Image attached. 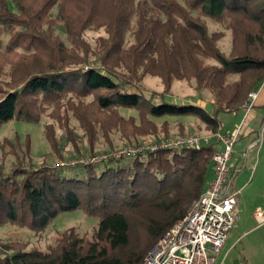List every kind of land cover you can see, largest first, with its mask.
Here are the masks:
<instances>
[{
  "label": "trees",
  "instance_id": "trees-1",
  "mask_svg": "<svg viewBox=\"0 0 264 264\" xmlns=\"http://www.w3.org/2000/svg\"><path fill=\"white\" fill-rule=\"evenodd\" d=\"M210 21L230 31L227 51ZM0 27L8 35H0V130L48 115L64 133L45 126L52 162L40 165L30 136L1 143L16 162L10 173L0 165V223L41 231L68 211L99 217L92 236L70 228L48 251L5 243L0 264H141L207 190L218 145L99 163L82 156L100 151V139L113 149V131L138 146L159 131L171 137L168 117H195L215 131L220 115L242 110L264 82V0H0ZM88 31L104 33L91 42ZM146 76L161 80L158 97L146 92ZM178 80L210 92L212 108L168 98Z\"/></svg>",
  "mask_w": 264,
  "mask_h": 264
},
{
  "label": "rangeland",
  "instance_id": "rangeland-1",
  "mask_svg": "<svg viewBox=\"0 0 264 264\" xmlns=\"http://www.w3.org/2000/svg\"><path fill=\"white\" fill-rule=\"evenodd\" d=\"M211 30L222 31L225 36L222 40V47L226 51L230 49V31L224 30L219 24L210 21ZM104 33L88 31L86 33L87 38L94 42L95 38ZM0 35L4 42L7 41L8 35L3 32V28L0 27ZM264 83V82H263ZM144 87L146 92L150 95L152 92L158 97L159 94L164 91L161 80L158 77L146 76L144 78ZM261 84L258 88H261ZM168 98L174 100V102L181 103H195L203 108L210 110L212 108L213 95L208 91L199 92L195 89L194 84L187 81H176L172 86L171 92ZM92 100L88 98L87 101ZM257 110L253 108L251 112ZM120 113L128 118H138V113L130 109H120ZM242 114V113H241ZM239 114V118L232 119L231 116L220 115L219 120L226 124L227 128L232 127L236 120L240 122L242 115ZM165 119H159L158 124L161 125ZM167 121L168 130L171 137L177 134H197L202 135L208 132L206 125L195 117L187 118H175L168 117ZM251 113L248 116L245 127H248L251 122ZM184 124V130H182L181 124ZM53 124L55 131L59 136H63V130L60 128L58 122L44 115L40 122H27L19 119H13L8 123H5L0 130V165L6 173H10L16 162L14 156L4 157L1 151V143L5 138L14 139L19 136L23 140L28 136L31 139V156L35 165L42 163L52 162L50 157L51 147L44 135L45 126ZM70 127L74 128L81 136V146H87V139L82 136L83 130L80 128L78 120L75 117L70 116ZM247 125V126H246ZM252 126V124H250ZM245 130V129H244ZM243 130V131H244ZM210 131V130H209ZM111 137L115 143L113 149H109L105 146L103 139L97 144V153L91 155L86 153L83 155L82 161H88L92 157L90 156H115L124 150L131 148L145 147L150 148L152 146H158L164 137L163 131H159L157 136H149L145 142L141 145H124V140L120 135L113 131ZM169 137V138H171ZM243 139V136L240 140ZM83 142V143H82ZM69 149L73 150L71 145ZM236 145L234 154L232 176L234 186L239 191L238 194V221L235 228L230 232L226 244L222 250L221 259L224 257L225 264H264V223L261 224L255 218L254 214L257 211H261L264 214V122L261 124V132L259 136V144L253 150L249 151L248 156L244 157L243 152L238 150ZM81 157V158H82ZM28 158V157H27ZM80 159V158H79ZM28 159L26 164L28 165ZM46 161V162H43ZM81 162V161H80ZM75 163V162H73ZM235 188V189H236ZM99 217L86 214L82 209L68 211L60 214L54 219L51 224L41 231H33L28 227L21 225L2 222L0 223V257H4L9 252L5 251L3 244L12 242L18 245L16 249H25V251L41 250L48 251L50 246L56 243L60 235L70 229L74 228L80 234L92 236L94 230L98 226ZM148 255V254H147Z\"/></svg>",
  "mask_w": 264,
  "mask_h": 264
},
{
  "label": "built area",
  "instance_id": "built-area-1",
  "mask_svg": "<svg viewBox=\"0 0 264 264\" xmlns=\"http://www.w3.org/2000/svg\"><path fill=\"white\" fill-rule=\"evenodd\" d=\"M259 95L258 90H252L244 103L243 117L232 132L224 131L221 122L215 131L202 135L177 134L163 140L158 146L150 149L201 150L203 147L216 142L218 149L213 158V178L199 200L193 205L183 220L166 232L150 250L141 264H225L221 259L222 250L230 232L238 221V194L233 188L231 172L235 147L244 136L245 123L250 112L255 107ZM259 140L248 144L243 153L248 156L249 151L256 148ZM145 147L131 148L118 153L114 158L124 155H135ZM113 156H93L87 163H99ZM259 223H264V214L257 211L254 214Z\"/></svg>",
  "mask_w": 264,
  "mask_h": 264
},
{
  "label": "crops",
  "instance_id": "crops-1",
  "mask_svg": "<svg viewBox=\"0 0 264 264\" xmlns=\"http://www.w3.org/2000/svg\"><path fill=\"white\" fill-rule=\"evenodd\" d=\"M258 91H259V95H258L257 101L255 103V107H254L257 110H255L254 112H250L252 121L249 122L248 127L243 128V129H245L243 139H241L237 144L238 148H239L238 150L242 151L243 153L245 152V149L249 143H251L254 140H257V141L259 140V136H260V132H261V124L264 122V83H263V86H261V88L258 89ZM241 113L243 114V109L240 110L236 114L235 113H226L225 117L231 116L232 119L235 120V118H239V114H241ZM242 117H243V115H242ZM238 123H239L238 120H236L234 125L232 127H229V128H227L226 127L227 125L225 124L223 129L226 132H232L236 128ZM250 124H252V126ZM232 172H231V176H232ZM231 181H232V185H233L234 181L232 178H231ZM233 188H236V186L233 185ZM236 190H237V188H236Z\"/></svg>",
  "mask_w": 264,
  "mask_h": 264
}]
</instances>
